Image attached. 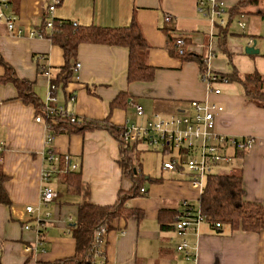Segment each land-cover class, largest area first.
<instances>
[{"label": "crops", "instance_id": "crops-1", "mask_svg": "<svg viewBox=\"0 0 264 264\" xmlns=\"http://www.w3.org/2000/svg\"><path fill=\"white\" fill-rule=\"evenodd\" d=\"M229 1L233 7L240 0ZM48 2L7 0L5 6L0 4V11L14 15L16 28L21 30L17 35L0 21V53L17 76L33 81V91L41 100L47 92L49 76L38 73V67L53 70L64 63L61 49L48 38L28 35L42 24ZM197 2L61 0L54 18L81 25L126 26L134 15L149 44L146 61L155 67V73L150 81L128 82L126 48L81 44L74 61L80 64L74 80L66 87V94L60 91L56 96L59 104L79 118L102 120L108 115V122L118 128L127 121L144 122L153 113L191 114L195 101L216 103L222 107L215 116L217 134L254 139L253 147L247 152L240 154L231 148L224 149L228 159L222 170L226 171L218 173L239 172L244 199L264 205V108L249 101L237 82H218L215 87L219 88V94L209 92L199 78L196 62H181L169 55L162 31L168 27L188 32L194 51L205 56L211 54L207 62L213 73L229 74L235 69L240 77L257 72L264 78V48L257 46L264 19V0L240 13L250 15L247 19L249 34H243V38L236 36L232 40L234 45L229 43L228 32L221 33L222 26H212L197 12ZM166 14L172 16L168 23L164 20ZM249 38L256 42L259 53H245ZM2 73L0 65V75ZM121 91L125 92L124 104L111 108V101ZM71 93L75 95L74 101L67 98ZM135 104L143 107L142 118L136 116ZM34 118V107L17 98L15 87L9 82L0 83V139L5 144L1 164L7 176L4 190L10 200V205L0 204V264H47L71 257L75 251L70 227L81 197L64 188V198L57 191L52 201L40 204L45 129ZM52 146L58 153L69 154L72 162L78 164L81 178L89 186L88 198L94 204H112L120 190H129L133 185L117 163L119 143L107 130L60 133L54 137ZM141 147L143 145L139 144L133 153L134 160ZM138 170L143 176L140 183L145 193L129 198L126 204L141 210L142 217L113 222L104 236L101 264H264V230L245 232L230 230L226 225L214 228L207 221L199 225L198 231L185 234L190 252L195 255L193 260H186L183 253L176 250L182 238L174 228L162 229L159 216L161 211L181 209L179 204L184 201L198 208L200 190L189 184V175L183 170H164L161 165L144 170L142 163ZM54 178L64 187L59 177ZM28 205L51 214L37 232L34 215L25 210ZM24 225L31 228L25 229ZM28 246L30 251L25 250Z\"/></svg>", "mask_w": 264, "mask_h": 264}, {"label": "trees", "instance_id": "trees-1", "mask_svg": "<svg viewBox=\"0 0 264 264\" xmlns=\"http://www.w3.org/2000/svg\"><path fill=\"white\" fill-rule=\"evenodd\" d=\"M260 0H240L230 8L227 22L222 26L221 33L226 34L229 21L237 13H242L248 7H255ZM264 17V13H263ZM43 33L51 43L57 45L63 55V65L49 70L50 84L54 86L53 95L60 91L66 94V87L74 80V61L77 50L81 44H103L108 46L124 47L128 51V62L126 78L128 82H147L153 79L155 67L146 61L149 44L144 37L142 30L135 20L134 15L128 25L119 27H104L98 25H81L71 20L53 19L52 28H45V18L42 24L36 29ZM166 39V48L169 55L181 62L194 61L199 66V73L206 70L205 55L197 53L191 48V36L188 32H177L174 28H162ZM181 39L182 44L177 46V40ZM179 48L182 53L179 54ZM0 65L3 73L0 75V83L9 82L16 89V96L34 107L35 115L42 112V100L33 91V81L16 75L13 67L5 61L0 53ZM46 69V68H45ZM38 73H45L42 66L38 67ZM218 78L222 82H237L244 91L249 101L264 108V78L257 72L249 73L240 77L233 69L229 74L219 73ZM77 79V78H76ZM125 92L121 91L111 101L110 107L124 104ZM72 94V93H71ZM78 117V116H77ZM54 126L53 133L79 134L85 131L104 129L119 142L121 128L108 122V115L102 120L80 118V122H70L66 119H58ZM138 144L128 149H120V158L117 163L122 173L133 181L129 190H120L114 203L100 205L92 203L88 198L89 186L81 178V172L77 170L59 173L60 182L64 185L66 192L81 197L76 204V217L70 227L71 236L74 240L75 251L73 256L57 259L47 264H78L89 256L93 245L94 233L100 231L104 236L112 228L116 219H128L136 217L140 219L142 212L126 204L129 198L139 196L142 174L138 170V159L133 158ZM169 151L166 149V152ZM240 154L243 152H239ZM62 163L59 166L62 167ZM7 176L2 171L0 162V204L10 205V200L4 190V182ZM242 178L237 173H215L205 178L204 186L198 197V210L211 226L214 223L226 225L230 230H242L245 232H260L264 230V205L244 199ZM188 206L193 207L188 203ZM181 209L166 212L161 211L159 224L162 229H173L176 218ZM161 214H167L163 217ZM25 226V225H24Z\"/></svg>", "mask_w": 264, "mask_h": 264}, {"label": "built area", "instance_id": "built-area-1", "mask_svg": "<svg viewBox=\"0 0 264 264\" xmlns=\"http://www.w3.org/2000/svg\"><path fill=\"white\" fill-rule=\"evenodd\" d=\"M7 0H0L1 6L6 5ZM61 0H49L45 8L43 17L45 18V28L50 29L53 25L54 11ZM197 12L207 18L211 25L225 24L224 15H227L224 9L223 0H198ZM165 22H170L172 16L166 14ZM0 21L3 22L9 31H16L17 35L21 33L16 28V17L12 14L6 15L0 11ZM243 26V23L238 22ZM29 36L43 38L42 32L34 30L28 33ZM253 39L249 38L248 45L251 46ZM177 46L182 44L181 39L177 40ZM178 53L182 50L179 48ZM211 56V54H208ZM205 57L206 70L199 73V78L207 85L209 92L219 94V88L215 84L221 82L216 73H213L208 67V58ZM80 64L74 66V73ZM42 69L44 74L49 76V70L44 66ZM222 82H226L223 80ZM54 86L48 82L47 92L42 100V112L35 115V122L41 123L45 129V149L43 150V160L45 166L41 172V189L39 193L40 204L46 205L52 201L57 193L50 187V181L59 173L74 171L78 169V164L73 163L69 154L58 153L52 146L55 137L53 133L54 126L58 123V119H66L70 122L78 123L80 118L67 109L63 104H59L56 95L52 94ZM69 101L75 100V95L70 94ZM222 107L210 101H195L192 105V113H174L163 116L159 113H153L148 116L144 122H126L119 135V147L121 150L128 149L134 144L146 145L163 155L168 156L167 160L162 161L161 167L164 170H183L189 175V184L198 188L200 192L204 186L205 178L212 174L213 168L220 162H225L228 156L224 149L231 148L237 152H247L253 147L254 139L251 137H238L231 135L217 134L214 129L215 116L221 111ZM134 111L138 118L144 116V109L141 105L135 104ZM166 149L169 151L166 152ZM177 151L176 155L171 154V150ZM5 152L4 141L0 139V162ZM62 163V167L59 163ZM140 194L145 193L143 187L140 188ZM181 213L177 216L174 223V230L181 242L177 245L176 250L183 253L186 260L194 259L195 255L190 252L189 245L184 239L188 231H198L199 225L205 221V216L194 207L188 206V202L184 201L179 204ZM25 210L34 215L36 220V232L44 227L45 220L51 214L48 211L41 210L39 207L34 208L31 205L25 207ZM214 228H219V223H214ZM25 229L31 226L25 225ZM103 233L96 231L94 233L93 245L90 249L89 256L78 264H101L103 257ZM30 246L25 247L26 251H30Z\"/></svg>", "mask_w": 264, "mask_h": 264}, {"label": "rangeland", "instance_id": "rangeland-1", "mask_svg": "<svg viewBox=\"0 0 264 264\" xmlns=\"http://www.w3.org/2000/svg\"><path fill=\"white\" fill-rule=\"evenodd\" d=\"M223 3H224L225 12L228 13V9H230L232 7V3L229 0H223ZM233 5H236V4H233ZM249 16L250 15L247 14V13L243 14V15L237 13L229 21L230 23H229V26H228V29H227L229 43L233 44L232 40H234V38H236V36H238L240 38H243V37H245L243 34H249V24L247 22V19H248ZM224 19H225V23H226L227 20H228L227 15H224ZM238 22L243 23V26L238 25ZM260 28H261L260 29L261 30L260 34L263 37L260 36V37L257 38V40H258L257 46L258 47L262 46L264 48V34H263V32H264V19H263L262 23L260 24ZM263 90H264V87H263ZM138 146H137V149H138ZM176 153H177V151L175 149L171 150V154L176 155ZM138 156H139V158H138ZM135 157L138 159L139 163L143 164L144 170H147L149 168L150 169H155L156 167L160 168V165L162 164V161L168 159V156L163 155L161 152L156 151V150H154V149H152V148H150V147H148L146 145L145 146L143 145V147H141L139 149V153H138V155L135 154ZM225 164H226L225 162H220L218 165H216L213 168V171L215 173L226 171L225 169L222 170L223 167H225ZM226 166H227V164H226ZM50 187L55 192L58 191V193H59V195H61V197L64 198V196L66 195L64 187L59 185L57 180L54 177L50 181Z\"/></svg>", "mask_w": 264, "mask_h": 264}, {"label": "water", "instance_id": "water-1", "mask_svg": "<svg viewBox=\"0 0 264 264\" xmlns=\"http://www.w3.org/2000/svg\"><path fill=\"white\" fill-rule=\"evenodd\" d=\"M246 54H257L259 53V49L256 48V42L254 41L251 46L247 45L244 48Z\"/></svg>", "mask_w": 264, "mask_h": 264}]
</instances>
